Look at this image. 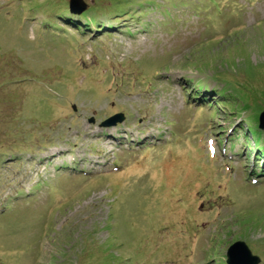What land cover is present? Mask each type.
I'll return each mask as SVG.
<instances>
[{
  "label": "rangeland",
  "instance_id": "rangeland-1",
  "mask_svg": "<svg viewBox=\"0 0 264 264\" xmlns=\"http://www.w3.org/2000/svg\"><path fill=\"white\" fill-rule=\"evenodd\" d=\"M83 1L72 13L70 0H0V208L37 193L0 214V264H217L237 243L264 264V130L257 145L253 128L264 110V0H205L211 20L180 0ZM68 15L98 25L68 40L49 32L63 33ZM191 84L208 102L200 110ZM119 115L118 136L149 115L175 147L113 162L117 172L107 159L87 179L65 173L70 159L81 168L116 149L100 133ZM224 134L239 151L232 161L200 148L213 136L222 152Z\"/></svg>",
  "mask_w": 264,
  "mask_h": 264
},
{
  "label": "water",
  "instance_id": "water-1",
  "mask_svg": "<svg viewBox=\"0 0 264 264\" xmlns=\"http://www.w3.org/2000/svg\"><path fill=\"white\" fill-rule=\"evenodd\" d=\"M76 4H80L81 8L77 10ZM87 8H89V5H87L83 0H70V10L72 13H80L86 10ZM120 120H121V116H115V117H112L110 120L106 121L104 125L105 126L115 125ZM259 126L261 129H264V111L260 115V125ZM239 245L240 243H237L229 251V254H228L229 264H241V262L244 260H246V264H259L260 263V258L254 256L249 250V248L247 247H244L246 251V256L245 255L240 256V253L236 252L237 249H234ZM241 257L244 259L242 260Z\"/></svg>",
  "mask_w": 264,
  "mask_h": 264
},
{
  "label": "trees",
  "instance_id": "trees-1",
  "mask_svg": "<svg viewBox=\"0 0 264 264\" xmlns=\"http://www.w3.org/2000/svg\"><path fill=\"white\" fill-rule=\"evenodd\" d=\"M61 14V13H60ZM44 23V22H43ZM69 23H74V22H72V21H68L67 23H65V25L66 26H69ZM74 24H77V25H79L80 26V24H78V23H74ZM48 26L49 27H53V28H57V25H55V26H53L52 24H48ZM99 31H100V29H99ZM204 49L203 48H201L199 51H203ZM253 121V120H252ZM255 124H256V127H255V130H256V132H257V134H258V136L260 135V134H262L263 132H261L259 129H258V123H259V120H258V116L256 115V117H255V119H254V121H253Z\"/></svg>",
  "mask_w": 264,
  "mask_h": 264
},
{
  "label": "bare ground",
  "instance_id": "bare-ground-1",
  "mask_svg": "<svg viewBox=\"0 0 264 264\" xmlns=\"http://www.w3.org/2000/svg\"><path fill=\"white\" fill-rule=\"evenodd\" d=\"M99 31V30H98ZM196 98H198L199 97V95H197V96H195ZM132 140H134L135 141V143H137V141H138V139H132ZM146 141V140H145ZM70 172V171H69ZM212 177V176H211Z\"/></svg>",
  "mask_w": 264,
  "mask_h": 264
},
{
  "label": "clouds",
  "instance_id": "clouds-1",
  "mask_svg": "<svg viewBox=\"0 0 264 264\" xmlns=\"http://www.w3.org/2000/svg\"><path fill=\"white\" fill-rule=\"evenodd\" d=\"M252 253V252H251ZM253 254V253H252ZM254 255V254H253Z\"/></svg>",
  "mask_w": 264,
  "mask_h": 264
}]
</instances>
